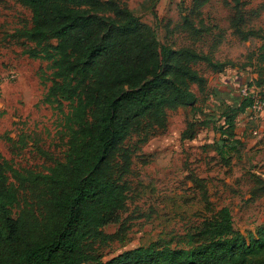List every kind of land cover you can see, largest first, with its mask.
Instances as JSON below:
<instances>
[{"label":"trees","instance_id":"1","mask_svg":"<svg viewBox=\"0 0 264 264\" xmlns=\"http://www.w3.org/2000/svg\"><path fill=\"white\" fill-rule=\"evenodd\" d=\"M16 1L31 12L30 27L19 36L34 44L30 57L51 62L49 95L73 105L74 128L65 159L47 174L25 177L0 161V264H264V226L247 244L230 209L215 207L205 180L193 174L189 179L207 215L186 230L179 246H139L103 261L100 249L125 232L127 176L139 145L166 129L168 111L194 108L196 94L206 93L197 66L220 73L227 63L188 46L162 44L155 28L116 0ZM223 1L233 11V33L243 41L258 37L264 60V33L243 29L242 0ZM207 2L193 0L190 12ZM185 25L199 37L190 19ZM251 103L243 97L226 107L216 126L226 163L241 151L235 118ZM194 136L188 124L181 139ZM253 182L251 196H264V180L253 176ZM120 223L121 233H106Z\"/></svg>","mask_w":264,"mask_h":264},{"label":"rangeland","instance_id":"2","mask_svg":"<svg viewBox=\"0 0 264 264\" xmlns=\"http://www.w3.org/2000/svg\"><path fill=\"white\" fill-rule=\"evenodd\" d=\"M116 1L155 28L162 44L174 49L188 46L227 65L220 73L197 66L207 80L206 93L196 94L194 108L168 111L166 129L139 145L133 173L127 176L130 190L121 214L125 232L121 240L100 249L103 261L139 246H179L186 230L207 215L190 174L205 180L215 207L230 209L234 228L247 244L257 240L264 226V196L252 197L250 191L253 176L264 180V110L237 114L236 139L243 146L229 163L220 152L223 142L216 126L223 124L226 107L238 106L242 90L264 100L262 41L255 36L243 41L233 33V11L223 0H208L194 14L193 0ZM242 2L243 29L264 33V0ZM187 19L201 31L199 37L190 35ZM30 21L31 12L16 0H0V161L25 177L47 174L63 161L74 128L69 121L73 105L49 95L51 62L30 57L34 44L19 36ZM188 124L194 125L195 136L182 140ZM121 223L107 227L106 233H121Z\"/></svg>","mask_w":264,"mask_h":264},{"label":"built area","instance_id":"3","mask_svg":"<svg viewBox=\"0 0 264 264\" xmlns=\"http://www.w3.org/2000/svg\"><path fill=\"white\" fill-rule=\"evenodd\" d=\"M241 93L242 97H249L251 99L252 103L250 106V111H252L254 114L264 110V100L260 96H250L245 90H242Z\"/></svg>","mask_w":264,"mask_h":264}]
</instances>
